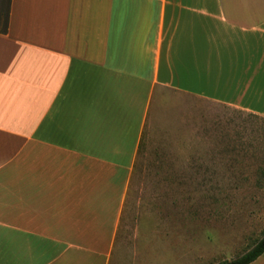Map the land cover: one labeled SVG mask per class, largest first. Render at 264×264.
<instances>
[{
  "label": "crops",
  "instance_id": "0c3cea01",
  "mask_svg": "<svg viewBox=\"0 0 264 264\" xmlns=\"http://www.w3.org/2000/svg\"><path fill=\"white\" fill-rule=\"evenodd\" d=\"M207 85L264 117V0H0V264H109L155 92Z\"/></svg>",
  "mask_w": 264,
  "mask_h": 264
},
{
  "label": "rangeland",
  "instance_id": "374dc122",
  "mask_svg": "<svg viewBox=\"0 0 264 264\" xmlns=\"http://www.w3.org/2000/svg\"><path fill=\"white\" fill-rule=\"evenodd\" d=\"M205 88L155 92L109 264H220L264 234V117Z\"/></svg>",
  "mask_w": 264,
  "mask_h": 264
},
{
  "label": "trees",
  "instance_id": "16d2710c",
  "mask_svg": "<svg viewBox=\"0 0 264 264\" xmlns=\"http://www.w3.org/2000/svg\"><path fill=\"white\" fill-rule=\"evenodd\" d=\"M264 253V234L260 239L254 242L242 254L230 260H224L220 264H250Z\"/></svg>",
  "mask_w": 264,
  "mask_h": 264
}]
</instances>
